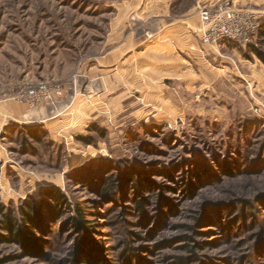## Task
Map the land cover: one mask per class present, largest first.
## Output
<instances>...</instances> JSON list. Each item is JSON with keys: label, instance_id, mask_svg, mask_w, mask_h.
Returning <instances> with one entry per match:
<instances>
[{"label": "rangeland", "instance_id": "obj_1", "mask_svg": "<svg viewBox=\"0 0 264 264\" xmlns=\"http://www.w3.org/2000/svg\"><path fill=\"white\" fill-rule=\"evenodd\" d=\"M138 1L0 0V264H264V63L198 16L264 0H176L169 34ZM41 83L64 97L16 100ZM30 208L35 241L4 242Z\"/></svg>", "mask_w": 264, "mask_h": 264}, {"label": "built area", "instance_id": "obj_2", "mask_svg": "<svg viewBox=\"0 0 264 264\" xmlns=\"http://www.w3.org/2000/svg\"><path fill=\"white\" fill-rule=\"evenodd\" d=\"M200 39L204 45L216 47L234 43L244 48H258L259 32L264 22V11L243 9L229 1L198 9ZM64 89L55 83H41L21 91L16 100L31 107L55 104L64 97Z\"/></svg>", "mask_w": 264, "mask_h": 264}, {"label": "crops", "instance_id": "obj_3", "mask_svg": "<svg viewBox=\"0 0 264 264\" xmlns=\"http://www.w3.org/2000/svg\"><path fill=\"white\" fill-rule=\"evenodd\" d=\"M175 2L176 0H139L137 3L132 2L130 4V9H135L133 11H135L136 17L138 18V20H140L141 25H144L145 23L147 24L149 21L154 20L156 25L159 26L157 30L160 33L169 34V30L178 28L181 22L185 21L183 19L191 16L194 10H196L197 8V5L194 4L193 6L185 9V11L181 12L180 14H173L172 5ZM200 2L201 1L198 0L197 4L199 5ZM203 5L207 4L203 3ZM130 9H125L124 12L118 14L116 20L111 22L113 31L116 32L115 34L117 35V39L113 40V42H119L116 44L118 47L120 46V41L124 39V33L129 24L128 16L130 14ZM124 46L125 44L120 47Z\"/></svg>", "mask_w": 264, "mask_h": 264}, {"label": "trees", "instance_id": "obj_4", "mask_svg": "<svg viewBox=\"0 0 264 264\" xmlns=\"http://www.w3.org/2000/svg\"><path fill=\"white\" fill-rule=\"evenodd\" d=\"M262 37H264V23L262 25V28L259 32V41L261 44V40ZM230 44V43H229ZM250 50L253 52V54H255L259 60L261 62L264 63V51L260 50V49H256V48H250ZM84 143H86L87 145H90V141L89 140H83ZM60 196V195H59ZM61 199V198H60ZM58 200V199H57ZM27 213L25 214V223L27 224V227L29 229H27V231H21L18 229V223L16 222L17 220L14 219L11 215H5V221L3 223V229L6 230L8 232L9 235H7L6 237H1V239L4 240V242H17L19 245H24L28 247V245H30V242L35 241V238H31L28 235H32V229L36 226L38 219H39V210L36 208H30L29 211H26ZM79 216H81V214H79ZM83 219L82 217H79V219H75V226L78 229H81V227L84 225L83 223ZM192 229V228H191ZM87 232L88 229H86ZM27 236L29 237V239L27 238ZM193 249H191V252ZM72 258H74L73 255H71ZM75 262H77V259H74ZM68 262V261H66ZM83 263H85L83 261ZM72 264V263H71Z\"/></svg>", "mask_w": 264, "mask_h": 264}]
</instances>
